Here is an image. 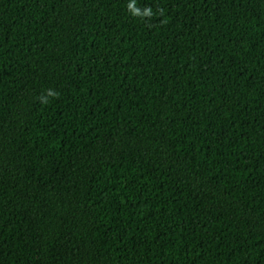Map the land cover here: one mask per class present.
I'll return each instance as SVG.
<instances>
[{"label":"trees","instance_id":"1","mask_svg":"<svg viewBox=\"0 0 264 264\" xmlns=\"http://www.w3.org/2000/svg\"><path fill=\"white\" fill-rule=\"evenodd\" d=\"M130 3L0 0V264H264V0Z\"/></svg>","mask_w":264,"mask_h":264},{"label":"clouds","instance_id":"2","mask_svg":"<svg viewBox=\"0 0 264 264\" xmlns=\"http://www.w3.org/2000/svg\"><path fill=\"white\" fill-rule=\"evenodd\" d=\"M129 10L132 12L133 15L135 16H141V17H152L153 16V10L150 7H146L143 9V11H141L139 8H137L135 6L134 0L133 3H130L128 5ZM158 11L160 12V14H163V10L162 9H158ZM58 93L55 92L54 90L49 89L46 93V95H42L41 97H39L38 99L42 102V103H48V97H58Z\"/></svg>","mask_w":264,"mask_h":264}]
</instances>
